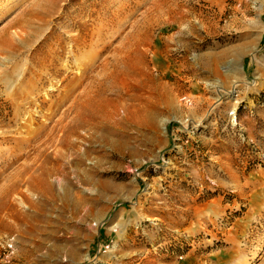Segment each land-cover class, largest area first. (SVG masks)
<instances>
[{
	"label": "rangeland",
	"instance_id": "374dc122",
	"mask_svg": "<svg viewBox=\"0 0 264 264\" xmlns=\"http://www.w3.org/2000/svg\"><path fill=\"white\" fill-rule=\"evenodd\" d=\"M161 82L175 107L131 119ZM101 97L91 139L75 108ZM1 218L0 264H264V0H0Z\"/></svg>",
	"mask_w": 264,
	"mask_h": 264
},
{
	"label": "bare ground",
	"instance_id": "6f19581e",
	"mask_svg": "<svg viewBox=\"0 0 264 264\" xmlns=\"http://www.w3.org/2000/svg\"><path fill=\"white\" fill-rule=\"evenodd\" d=\"M150 39L151 38L149 32L147 34L145 33V38L142 37L141 33H139L132 39L130 38V40H128L126 44L119 48L118 54L116 55L117 59L115 60V64L117 66L113 70V73H116H114L112 77L115 84L113 82L111 84V88L115 96L118 95L117 89L121 87L120 85H126L130 89L139 87L141 88L142 83H137L132 86L129 81L136 78L139 73L142 72L141 70L147 67L148 63L155 62V57L157 56L158 52L154 50L150 57H148L147 54L149 51L148 43L150 42ZM144 43H147V45L144 46ZM205 61L204 63H206ZM216 61L217 59L214 58L213 64H215ZM208 62L210 63L211 61ZM119 64H122V67H119ZM153 87H155L154 94L148 96L154 98V104L152 103V100H150V103H148L147 99V102L144 103L140 99L141 105L139 107H133V109H131L130 107H126L128 109V113L130 112V118L141 125H144L146 123L154 125L156 123L158 112H167L170 111L171 108L175 107V101L172 91L173 87H169L166 82L158 83ZM112 106L113 108L116 107L114 103ZM75 109L76 111L73 117L74 122H76L75 130L82 127L90 130L91 132L89 136L91 139L98 138V136L96 135V129L98 127L106 128L110 125V123L108 122V120H110V100L108 98L103 99V97H101L99 101L93 99L91 101L88 100L87 102L81 100L80 104H77ZM112 116L113 118H115V114H113ZM115 125L116 122H114L110 127V131L115 137V140H110V137H108L110 131H107L105 135L103 134L99 136L110 146V148L114 152L121 153L122 151L129 148V144L124 134L119 130V128H116ZM72 131L74 133L77 132L74 130ZM68 133L69 131L66 130L65 136L62 141H65ZM134 152L137 151L134 150ZM41 176L42 177L40 180L42 182V185L44 184L46 189V186L50 188L52 184L47 183L46 179L48 173L43 172ZM10 209L11 210L8 213L17 215V208L11 207ZM0 220V223L2 222L1 225H4L5 222L3 218H1ZM2 229H4V227ZM7 229L13 230L11 226H8Z\"/></svg>",
	"mask_w": 264,
	"mask_h": 264
}]
</instances>
